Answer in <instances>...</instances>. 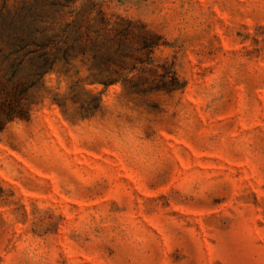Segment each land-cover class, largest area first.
<instances>
[{
    "label": "rangeland",
    "instance_id": "obj_1",
    "mask_svg": "<svg viewBox=\"0 0 264 264\" xmlns=\"http://www.w3.org/2000/svg\"><path fill=\"white\" fill-rule=\"evenodd\" d=\"M1 28L60 61L0 132V264H264V0H0Z\"/></svg>",
    "mask_w": 264,
    "mask_h": 264
},
{
    "label": "trees",
    "instance_id": "obj_2",
    "mask_svg": "<svg viewBox=\"0 0 264 264\" xmlns=\"http://www.w3.org/2000/svg\"><path fill=\"white\" fill-rule=\"evenodd\" d=\"M49 42L43 34L36 37L31 33L16 34L0 29V132L11 121L28 119L30 108L25 101L28 92L43 86L44 76L60 61ZM150 63L144 62V65ZM168 72L160 74V82L149 89H175L178 78L172 69ZM117 81L118 78L110 79L104 84Z\"/></svg>",
    "mask_w": 264,
    "mask_h": 264
}]
</instances>
